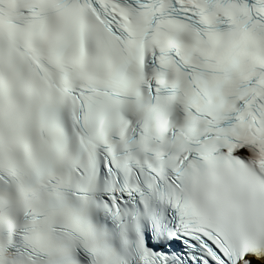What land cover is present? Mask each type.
Wrapping results in <instances>:
<instances>
[{"label":"snow or ice","instance_id":"snow-or-ice-1","mask_svg":"<svg viewBox=\"0 0 264 264\" xmlns=\"http://www.w3.org/2000/svg\"><path fill=\"white\" fill-rule=\"evenodd\" d=\"M0 264H264V0H0Z\"/></svg>","mask_w":264,"mask_h":264}]
</instances>
